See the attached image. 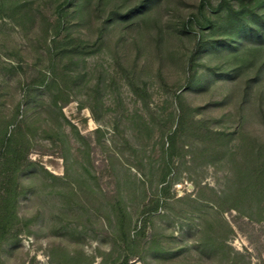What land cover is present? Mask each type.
I'll list each match as a JSON object with an SVG mask.
<instances>
[{
	"label": "trees",
	"instance_id": "trees-1",
	"mask_svg": "<svg viewBox=\"0 0 264 264\" xmlns=\"http://www.w3.org/2000/svg\"><path fill=\"white\" fill-rule=\"evenodd\" d=\"M170 2L45 0L36 10L32 1L12 7L9 0H0V13L20 25L34 23L37 16L40 21L41 17L40 27L48 56L46 69L18 59L15 68L25 77L20 86L22 99L10 119H4L0 112V264H6L2 250L19 248L23 236L34 234L33 228L40 219V213L27 218L19 215L20 201L27 199L34 189L27 180L40 175L38 169L46 176L58 179L30 157L35 150L37 129L28 123L24 114L26 109L48 91L52 96L50 105L58 109L62 119L69 124L62 108L71 101L67 90L73 89L80 78L72 72L78 69L84 57L86 62L88 57L102 50L109 25L119 20L122 33L141 28ZM188 7L182 19L167 25L172 34L187 38L191 48L186 54L184 76L180 82L171 85L159 76L178 113L170 116L162 130V154L156 177L153 168L150 173L145 171L143 158L123 134V144L133 151L135 166L142 177L137 185L139 193L134 192L133 197L128 198L121 182L117 181L115 192L104 191L95 207L104 220L102 229H97L92 220L85 219L86 207L82 218L75 223L63 221L54 229L58 237L78 242L90 233L96 240L101 235V243L109 246V251L98 249V256H88L81 250L71 253L61 244H53L47 252L49 264H163L184 252L190 254L193 251L218 264H239L244 256L229 245L234 229L223 215L234 211L238 219L264 222V143L248 135L244 128L248 105L256 106L264 124V0H219L216 6L211 0H199ZM74 17L78 18L79 24L85 21V24L93 25L99 21L94 39L71 35ZM152 21L157 23V18ZM60 38H64V44L58 46L56 41ZM205 56H210L214 64L203 62ZM216 81L223 82L229 90L224 98L209 101L204 106L191 105L184 92H208ZM95 91L100 94V85ZM231 103L236 106L238 116L235 128H215L223 118L236 117L235 113L231 111L222 118H213L205 111L210 107L224 109ZM200 113L204 117L197 118ZM96 133L100 135V143L105 132L97 129ZM41 137L51 141L53 147L64 149L65 143L59 134L43 131ZM237 139L239 143L233 144ZM85 145L89 148L87 139ZM222 161L231 164L232 173L225 176L220 189L202 185L197 175L193 177V194L177 197L172 191L176 174L182 169L192 174L198 168ZM61 194L68 201L78 198L73 190ZM93 194L96 196L95 192L86 191L84 197L90 200ZM130 199L138 204L136 218L130 209ZM158 220H169L171 227L177 225L180 235L166 234V228H162ZM98 257L101 258L99 263ZM259 259L257 264H264V257ZM28 264L41 262L32 257Z\"/></svg>",
	"mask_w": 264,
	"mask_h": 264
},
{
	"label": "rangeland",
	"instance_id": "rangeland-1",
	"mask_svg": "<svg viewBox=\"0 0 264 264\" xmlns=\"http://www.w3.org/2000/svg\"><path fill=\"white\" fill-rule=\"evenodd\" d=\"M26 1H32L36 9L45 0H9V3L13 7ZM198 2L171 0L158 15L150 17L149 24L133 31L122 33L119 20L111 23L102 50L88 57L86 62L84 57L78 69L72 72L80 78L73 89L67 90L71 101L62 108V114L69 124L62 119L60 111L50 105L52 96L48 91L30 103L24 114L28 123L37 129L35 150L30 157L58 179L46 176L38 169L40 175L27 180L34 189L27 199L20 201L19 215L27 218L40 213V219L33 228L34 234L23 236L19 248L5 247L2 250L1 255L6 264H28L32 257H36L41 264H49L47 252L53 244H61L71 253L81 250L88 256H98V249L109 251L110 247L101 243V235L96 240L90 233L85 240L78 242L58 237L54 229L63 221L75 223L82 218L85 207V219L92 220L97 229H102L104 220L95 207L104 191L115 192L117 181L121 182L128 198H132L134 192L139 193L137 185L142 177L136 167L133 151L123 144V134L132 147L138 150L140 158H143L145 171L150 173L153 168L156 177V168L162 154V130L170 116L178 113L159 76L162 75L171 85L180 82L184 76L186 54L191 48L187 38L172 34L167 25L182 19V15L189 10L188 4L196 5ZM211 3L216 6L219 0H211ZM154 18H157V23H153ZM73 19L72 36L95 38L99 21L88 25L85 21L79 24L77 17ZM40 21L37 16L34 23L20 25L0 13V112L4 119L11 118L22 99L20 86L25 77L15 68L18 59L30 66L36 64L39 68H47L48 56ZM63 39H58L56 45H63ZM202 61L213 63L210 56H205ZM98 85L99 95L95 91ZM228 93V88L220 81H216L208 92H184L193 106L220 101ZM235 109L236 106L231 103L227 108L210 107L205 112L213 118H222L224 114L233 111L236 117L223 118L215 124L217 129L233 130L238 119ZM245 115L244 128L247 134L264 143V124L257 114L256 106L248 105ZM196 116L204 117L203 113ZM97 129L105 132L100 143ZM43 131L59 134L64 140V149L53 147L51 141L42 138ZM77 133L83 138L78 137ZM85 139L89 148L85 145ZM237 143L238 139L233 144ZM230 168L228 161H222L198 168L192 174L182 169L176 174L177 181L172 191L177 193V197L191 194L195 190L193 177L197 175L202 185L208 184L220 189L225 183V176L232 173ZM68 190L77 192L78 198L71 201L64 198L61 193ZM86 191H93L96 196L93 194L90 200H86ZM129 202L136 218L138 204L131 199ZM237 216L234 211L223 215L234 229L228 243L244 256L240 258L239 264H257L259 258L264 257V222H250L248 219H238ZM168 221L158 220L157 223L166 228V234L178 237L180 228L177 225L171 227ZM100 261L98 257L97 263ZM163 264L218 262L193 251L190 254L184 252Z\"/></svg>",
	"mask_w": 264,
	"mask_h": 264
}]
</instances>
